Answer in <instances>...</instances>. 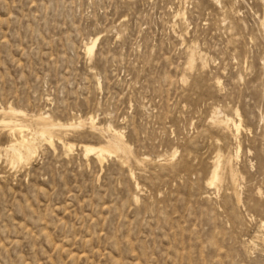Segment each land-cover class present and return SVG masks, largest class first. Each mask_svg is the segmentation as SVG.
Here are the masks:
<instances>
[{"label": "rangeland", "instance_id": "obj_1", "mask_svg": "<svg viewBox=\"0 0 264 264\" xmlns=\"http://www.w3.org/2000/svg\"><path fill=\"white\" fill-rule=\"evenodd\" d=\"M0 264H264V0H0Z\"/></svg>", "mask_w": 264, "mask_h": 264}, {"label": "bare ground", "instance_id": "obj_2", "mask_svg": "<svg viewBox=\"0 0 264 264\" xmlns=\"http://www.w3.org/2000/svg\"><path fill=\"white\" fill-rule=\"evenodd\" d=\"M95 41H96V38L93 39L90 44H87L86 45V51L88 54H90L93 50V47L95 45ZM95 48V47H94ZM198 54V53H196ZM195 54V55H196ZM194 55V56H195ZM204 57H202L203 59ZM192 59V58H191ZM197 60V59H196ZM194 62L192 61V64ZM7 108V107H6ZM4 110V109H2ZM9 110V109H8ZM218 110V109H217ZM219 112V111H218ZM10 114L12 115H19V114H22L21 111H19V109H15L11 106L10 108V111H9ZM24 113V112H23ZM222 114V113H220ZM7 115V114H6ZM214 115V114H213ZM216 115H218L216 113ZM226 115V114H225ZM40 116V115H39ZM43 116V115H42ZM219 116V115H218ZM230 116V115H229ZM229 116H224L222 119L220 117V123L223 125V127L225 129H229L230 131L234 132L235 133V136L236 138L238 137L240 131H241V127H242V122H241V118H239V113L237 112V116L239 118V120H236L234 118H231ZM38 117V116H37ZM3 118V117H2ZM40 118V117H39ZM217 118V117H216ZM41 119H43L44 121H48L50 119V117L48 116H43ZM212 119V117H211ZM8 119H3L1 123H3L4 125L6 124L7 126L11 127L12 130H19L20 131V137L19 138H16L15 137V140H12L14 141L15 143L11 144L8 148H7V151H11V153L13 152V154L15 155L16 158L19 159V161H23V160H27L30 159V158H33L36 154V152H38V145H37V136H35L33 133L32 135L28 136V135H25L24 131L26 130L27 126L24 125V123L22 124L21 122H18L15 121L13 118H10L8 121ZM52 120V118H51ZM213 120V119H212ZM210 120V121H212ZM218 120V119H217ZM55 121V120H54ZM90 121L92 122V125L93 127H96L95 126V123H94V118L93 117H90ZM25 122V121H24ZM56 122V121H55ZM213 122V121H212ZM218 122V121H217ZM54 123V122H53ZM84 124V121H80L79 122V125L78 126H82ZM212 124V123H211ZM219 124V123H218ZM217 124V125H218ZM59 125H62V126H65L64 123H61L60 121V124ZM67 125V124H66ZM69 125V124H68ZM220 125V124H219ZM29 126V125H28ZM47 126V125H46ZM70 126H73V124H70ZM75 126V125H74ZM49 127V126H48ZM53 127V126H52ZM111 127V126H110ZM78 128V127H77ZM95 129V128H94ZM35 130H38V129H35ZM110 130V129H109ZM113 132H114V129H112ZM223 130V129H222ZM221 130V132H222ZM121 131V130H120ZM119 130H115V132L113 133V137H111L110 139V145L109 146H105V145H91V144H84L83 147L85 149V154L86 155H90V154H93L95 155V157L102 163L103 162V159L104 158H107L108 155H112V154H116L120 151L124 152L125 153H130L132 154V150L130 148V146L127 144V142L124 140L125 138H123V134L122 132H120ZM226 131V130H225ZM18 133V132H16ZM38 133V132H37ZM108 133V132H107ZM19 134V133H18ZM42 138L46 141H48L50 144L54 145V142H55V136L52 132L48 131V130H42L40 131L39 133ZM233 134V133H232ZM227 135V134H226ZM15 136V135H14ZM17 136V135H16ZM59 136V135H58ZM108 136V135H107ZM233 136V135H231ZM61 137V136H60ZM59 137V139L61 140L62 144L64 143V146L67 147L68 150H72L74 148V145L72 144H68L66 142H64V138L61 139ZM230 137V135H229ZM14 138V137H13ZM41 138V137H40ZM238 139V138H237ZM40 140V139H38ZM107 140V139H106ZM237 141V140H236ZM41 142V141H40ZM39 143V142H38ZM238 143V142H237ZM107 144V143H106ZM239 144V143H238ZM238 144H237V147H238ZM240 144H239V147L240 148ZM222 153V152H220ZM230 152H228L229 154ZM226 154V153H225ZM231 154V153H230ZM229 155H218L217 158L218 160L215 162V165L213 166V170H212V173H211V176H210V179H209V182H210V185H214L216 186L217 188H219V186L221 185V182L223 181L224 177L225 176H230L233 178V180H235L236 176H237V170L235 169V167L233 166V163H232V156ZM12 155V154H11ZM117 155V154H116ZM128 155V154H127ZM232 155V154H231ZM133 157V155H130ZM237 156V155H236ZM129 157V156H128ZM130 159V157H129ZM137 159V158H136ZM135 159V160H136ZM15 160V159H14ZM105 160V159H104ZM13 161V159H12ZM17 161V160H16ZM125 161V160H124ZM138 161V159L136 160ZM14 162V161H13ZM139 162V161H138ZM144 162V161H143ZM18 163V162H16ZM27 163V162H25ZM228 181V180H227ZM230 181V180H229ZM238 181V180H236ZM232 182V181H231ZM139 187V186H138ZM238 187V186H237ZM232 188V186H231ZM236 188V187H235ZM239 188V187H238ZM138 189V188H137ZM230 190V189H229ZM240 191V190H239ZM235 193V192H234ZM236 194V193H235ZM238 197V196H237ZM241 197V196H240ZM239 199L241 198H238V201Z\"/></svg>", "mask_w": 264, "mask_h": 264}]
</instances>
